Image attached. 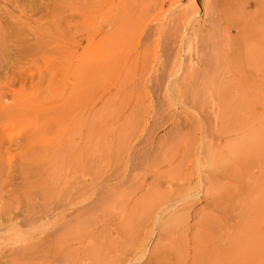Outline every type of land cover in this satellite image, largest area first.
<instances>
[{
	"label": "rangeland",
	"instance_id": "obj_1",
	"mask_svg": "<svg viewBox=\"0 0 264 264\" xmlns=\"http://www.w3.org/2000/svg\"><path fill=\"white\" fill-rule=\"evenodd\" d=\"M0 264H264V0H0Z\"/></svg>",
	"mask_w": 264,
	"mask_h": 264
}]
</instances>
